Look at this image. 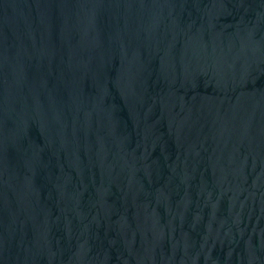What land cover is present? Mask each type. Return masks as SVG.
Wrapping results in <instances>:
<instances>
[{
	"label": "water",
	"instance_id": "1",
	"mask_svg": "<svg viewBox=\"0 0 264 264\" xmlns=\"http://www.w3.org/2000/svg\"><path fill=\"white\" fill-rule=\"evenodd\" d=\"M0 264H264V0H0Z\"/></svg>",
	"mask_w": 264,
	"mask_h": 264
}]
</instances>
